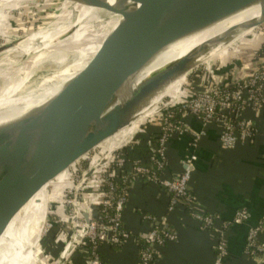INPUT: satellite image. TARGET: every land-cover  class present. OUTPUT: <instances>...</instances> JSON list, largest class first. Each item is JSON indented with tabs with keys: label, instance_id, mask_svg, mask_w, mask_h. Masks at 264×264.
<instances>
[{
	"label": "water",
	"instance_id": "95a60500",
	"mask_svg": "<svg viewBox=\"0 0 264 264\" xmlns=\"http://www.w3.org/2000/svg\"><path fill=\"white\" fill-rule=\"evenodd\" d=\"M253 7H260L258 19L202 43L142 80L139 74L130 81L163 46L198 30L205 17L219 21ZM115 14L121 19L118 25L102 29L98 39L93 36L83 46L95 45L108 34L87 65L80 69L83 62L77 56L67 75L77 73L55 81L65 82L55 96L1 129L0 238L17 216L29 220L35 214L34 206H27L42 189L49 198L64 173L104 150L172 82L188 78L221 59L224 50L250 39L264 26V0H118ZM12 47L14 42L1 47L0 54ZM83 217L89 224V215ZM19 233L20 224H15L11 238Z\"/></svg>",
	"mask_w": 264,
	"mask_h": 264
},
{
	"label": "built area",
	"instance_id": "2783aa9c",
	"mask_svg": "<svg viewBox=\"0 0 264 264\" xmlns=\"http://www.w3.org/2000/svg\"><path fill=\"white\" fill-rule=\"evenodd\" d=\"M261 33L264 29L258 30V34ZM250 46L255 62L245 66L235 53L228 62L225 61L226 56L220 60L219 67H208L205 73H197L190 82H185L179 93L168 96L169 103L156 109L152 122L160 123V133L156 140L147 136L144 157L130 158L124 153V149L131 145H141L140 135L146 133L140 131L143 123L137 133L119 148L109 150L108 145L73 168L70 186L65 189L60 205L55 206L49 216L47 213L45 219L44 238L58 227V238L66 240L57 264H73L77 252L86 254L91 264H104L99 252L101 245L123 246L132 240L146 244L139 252L140 264H150L155 261L156 247L177 240V234L166 227L167 216L158 219L144 215L143 219L150 221L153 227L140 235H133L124 227L123 213L130 190L139 181L156 184L165 190L170 196L168 213L173 212L184 199L194 219L202 222L205 229L214 228L216 216L195 209L197 197L191 190V175L199 144L209 124H216L221 129L220 143L224 150H233L238 144L248 143L258 134L254 119L264 109V56L259 53L257 40ZM175 108L181 113L177 120L171 113ZM247 111L253 114L254 119L247 116ZM189 115L201 121L200 131L190 128L185 120ZM184 134L191 136L192 151L183 161V171L174 177H166L168 143L173 136ZM93 183L97 184L96 188ZM83 213L89 215V224ZM249 217V212L241 209L223 228L226 231L241 225ZM225 231L219 232L215 264H223L228 256ZM263 236L264 219L250 228L245 243V253L257 264H264Z\"/></svg>",
	"mask_w": 264,
	"mask_h": 264
},
{
	"label": "crops",
	"instance_id": "0c3cea01",
	"mask_svg": "<svg viewBox=\"0 0 264 264\" xmlns=\"http://www.w3.org/2000/svg\"><path fill=\"white\" fill-rule=\"evenodd\" d=\"M255 40L258 41L259 36L254 37ZM230 53L227 50L221 54V59ZM247 116L254 119L250 111H247ZM185 120L192 130L202 129L201 121L195 116L189 115ZM254 120L258 134L252 141L238 144L233 150L221 147V129L213 123L206 127V134L199 144L190 186L197 197L195 209L216 216L213 229H205L202 222L194 219L182 204L168 213L170 196L162 187L140 181L133 185L123 213L124 227L133 235H140L153 227L150 221L143 219L144 215L158 219L167 216L166 227L178 237L175 242L156 247L154 264H215L219 232L225 231L224 225L241 209H246L250 217L247 222L224 232L228 256L223 264H257L245 253V243L250 228L264 219V109ZM145 129L148 131L146 135H140L141 145L124 149L126 157H144L146 138L151 134L159 135L160 123H147ZM191 140L190 134L170 139L166 177H174L183 171V161L192 151ZM93 186L96 188L97 184L93 183ZM43 241L45 256L49 260L53 257V264H57L56 258L60 256L66 240L49 233ZM99 252L104 264H140L139 245L134 240L119 248L103 244ZM73 264L91 263L86 254L77 252Z\"/></svg>",
	"mask_w": 264,
	"mask_h": 264
},
{
	"label": "bare ground",
	"instance_id": "6f19581e",
	"mask_svg": "<svg viewBox=\"0 0 264 264\" xmlns=\"http://www.w3.org/2000/svg\"><path fill=\"white\" fill-rule=\"evenodd\" d=\"M8 1L9 0H0V7L6 2L8 3ZM67 1L70 2L71 5H74V2H76V4L74 5V10H76L79 15L76 22L72 24H61L59 22L60 20L58 22H54L47 29L35 32L25 37L26 40L23 41L24 43L18 48V50H13L10 52H16L17 54L21 53L24 56H30L32 54L38 55L42 53L43 50L50 49L56 46L67 45V47H71L73 44L79 42L84 36H94L98 39L100 36L98 35L100 29H105L102 28V23L104 22L103 17L110 16L111 19L112 17L116 16L115 9L118 0ZM17 5H19L18 2L14 5L13 8L16 9ZM107 5L109 6L108 10ZM260 13V7H253V9L249 10L248 12L246 10L235 11L233 14L225 17L224 19H220L219 21L215 20L212 16L205 17V19L200 21V25H203L200 26L198 30H195L194 32L188 34H184L183 36L178 37L167 45L163 46V48H161V50H159L151 59L144 63L139 69L140 71L134 77H131V80L129 78V80L132 81L139 74H141V80L144 79L150 73L186 55L188 52L197 48L202 43H211L217 39H220L227 30L239 28L241 24L246 22L247 20L258 19L261 16ZM96 27H98V30ZM107 35L108 34H103L102 39L95 45H90L86 48L83 47L80 50H76V56H81L80 60L83 62V66L80 69H83L90 61V59L98 52ZM256 36V33L252 35L251 43H247L246 41H244L245 39H243L240 42L239 47L252 44L254 42V37ZM238 48L237 50H235V52H238ZM227 50L228 49H226V51ZM226 51L224 50L220 54H223ZM215 54H217V52ZM76 73L77 72L71 75H67V70H65L64 72L60 73L57 78L55 77L56 79L52 83L50 82V85L46 86L45 88L43 87L44 89H41L40 91L30 95H18V92L22 87V83L17 86H12L4 89L0 94V131L11 121L21 118L33 108L46 103L49 99L55 96L65 83L61 82L58 84L55 81H58L59 79H64L65 81L70 80ZM185 78L186 77L183 76L178 80L172 82L167 87L164 93L156 98H153L138 115V120L132 123L130 127L126 128L124 131L118 134L115 139L109 144L108 149H117L125 141L132 138L137 131L139 122L147 117L146 114L148 113V109L157 102H160V100L164 98L169 90L174 88ZM181 85H179L178 87H180ZM178 90L176 91V94L179 93L180 90ZM64 181L65 180H62V182ZM44 191L45 189H43L40 192V195L36 196V199L29 205V207L34 206L35 214L29 219V238L27 239L28 244L26 246L24 256L21 255V247L23 246V244L18 241L17 237L11 238L13 228L11 223L4 235L0 238V264H34L37 261L35 256L37 253L36 246L37 244H39V241L35 243L32 241L31 235L34 232L31 226L34 225V229L39 231L44 230L45 228V217L48 203L45 200V196L43 194Z\"/></svg>",
	"mask_w": 264,
	"mask_h": 264
},
{
	"label": "rangeland",
	"instance_id": "374dc122",
	"mask_svg": "<svg viewBox=\"0 0 264 264\" xmlns=\"http://www.w3.org/2000/svg\"><path fill=\"white\" fill-rule=\"evenodd\" d=\"M17 2L19 5H17L16 9H14L13 7ZM74 3L76 4V2ZM74 5H71V3L67 0H9L8 3L6 2L0 7V48H6L10 44H13V42L15 43V47H12L8 49L7 52H3L0 54V94L3 92L4 89L12 86H17L21 83L22 87L19 90L18 95L33 94L50 85L60 73L71 68L77 58L76 50H80L83 46H85L90 41V36H84L79 42L73 44L71 47H67V45L56 46L50 49H45L42 51V53L38 55L32 54L30 56H24L21 53H11L10 51L18 50V48L24 43L23 41L26 40L25 37L35 32L47 29L54 22H58L59 20L61 24H72L76 22L79 15L76 10H74ZM103 18L104 22L102 23V28H106L109 25H112L113 29L118 25L121 20L120 17L117 16L112 17L111 19L110 16H104ZM96 28L98 30V27ZM262 29H264V26L259 29V32H261ZM100 31L102 30L100 29ZM254 33H256V35L260 37L257 30L251 34L250 39H245L244 41H246L247 43H251L252 35H254ZM237 46L239 47V45ZM237 46L228 49V51L232 53L227 56V59H232L234 53L235 56L238 55L243 57L242 55L247 49L241 47L238 48ZM237 48L238 52H235ZM220 60L221 59L212 63L211 65L201 68L199 71L193 73L188 78L186 77L181 82H179L174 88L169 90V92H167V94L165 95L167 96L166 98L162 99L154 107L152 106L148 109V113L146 114L147 117L144 118V120H142L141 122H139L137 131L139 130V127L144 123V125L140 127V131L147 132L148 130L145 129V126L147 125V123L152 122V120H154V118L156 117V109H161L163 105L169 103L170 99L168 98V96L175 95L176 91L178 89L180 90L186 81L190 82V80L195 78L197 73H205L208 67H219ZM179 85L181 86L178 87ZM185 89L186 88L184 87L183 90L185 91ZM72 170L73 169L64 173L61 176L60 185L56 188V190L52 193L49 198L47 197V193H45L46 191H44L43 194L45 196V200L48 203L46 216L47 213L49 216L56 209L55 206L60 205L59 202L62 198L61 189L64 185H66L65 188L70 186ZM62 180L65 181L62 182ZM30 204H28L27 207H29ZM15 224H20V233L17 239L23 244V246L21 247V255L24 256L26 246L28 244L27 239L29 238V220H27V218L25 219L21 216H17L12 222V227ZM31 228L34 232L31 235L32 241L34 243L39 241V244H37L36 246L37 253L35 256L37 261L34 264H53V260L55 259L52 257L49 260L45 256V243L43 241V235L45 234L43 233L44 230H36L34 229V225H32ZM58 260L59 256L58 258H56V262Z\"/></svg>",
	"mask_w": 264,
	"mask_h": 264
},
{
	"label": "trees",
	"instance_id": "16d2710c",
	"mask_svg": "<svg viewBox=\"0 0 264 264\" xmlns=\"http://www.w3.org/2000/svg\"><path fill=\"white\" fill-rule=\"evenodd\" d=\"M241 48H244V49H247V50H245V53L242 55L243 57H241V63H242V65L243 64H246L247 66L248 65H250L251 63H253V62H255V59H253L252 58V51H251V46L250 45H243V46H241ZM258 50H259V53H260V55L261 56H264V33H261L260 34V37H259V40H258ZM172 114H174L175 115V120H177V119H180L181 118V113H179V110L177 109V108H175V109H173L172 110V112H171ZM150 139H152V140H156V135H153V134H151L150 135ZM145 155H146V152H145ZM65 185L62 187V191H61V193H62V196H63V194H64V191H65ZM181 201V204L184 206V208H185V210L188 212V213H190L191 212V208H190V206L188 205V203L184 200V199H181L180 200ZM169 229V228H168ZM60 230H59V228L58 227H55V228H53V230H51L49 233H52L53 234V236L55 237V238H58L59 237V232ZM138 243V245H139V252L142 250V249H144L145 247H146V244L144 243V242H137ZM112 247H114V248H119V247H121V246H113V245H111ZM101 256V255H100ZM150 264H154V261L153 262H151Z\"/></svg>",
	"mask_w": 264,
	"mask_h": 264
}]
</instances>
